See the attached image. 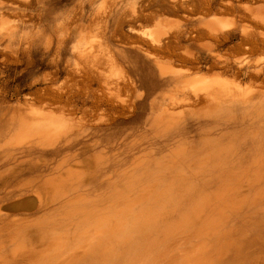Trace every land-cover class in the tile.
<instances>
[{
	"label": "bare ground",
	"instance_id": "bare-ground-1",
	"mask_svg": "<svg viewBox=\"0 0 264 264\" xmlns=\"http://www.w3.org/2000/svg\"><path fill=\"white\" fill-rule=\"evenodd\" d=\"M147 4L140 14L132 11L133 21H148L167 9L164 0ZM246 10L252 11L250 7ZM206 21L202 25L212 33L233 25L230 22L217 27ZM129 25V21L115 22L116 29ZM169 29L159 25L143 35L152 44L160 45L161 36L165 37ZM75 49L82 62L93 58L91 50ZM100 54H96L97 60ZM154 64L160 74L169 76L167 81L177 84L165 108L157 100L149 103L153 118L142 131L152 150L134 154L127 167L120 165L116 169L114 164L125 160L115 150H85L82 171L68 167L59 179L50 176L39 188L42 193H37L39 186L35 184L36 197L32 194L33 199L21 198L8 208L25 216L40 209L53 218L47 221L39 217L38 223H28L30 218L15 221L18 224L13 225V232H6L4 239L0 235V264H264V93L258 92L260 96L253 100V96L240 94L242 89L238 88L240 84L234 85L235 79L219 73L212 77L192 73L183 79L180 75L189 73L188 69L180 70L171 63L165 66L159 60ZM109 87L113 88L112 84ZM115 94L97 87L92 92L97 99L94 108L103 103L108 106ZM51 96L60 100L55 93ZM198 103L204 104L195 106ZM141 105L144 107L143 102ZM51 113H20L14 129L25 138L13 144L15 137L11 135L12 145L5 143V147L14 149L27 144L50 148L61 137L68 144L72 142L76 125L63 112L58 116ZM118 146V150L123 146L130 155L133 148L139 149L143 143L127 138ZM157 148L175 149L159 158ZM27 179L26 183L31 181ZM103 187L107 191L95 193ZM26 190L17 191L27 195ZM73 217L76 221L71 226L78 229L85 222L87 230L67 232L65 220ZM32 227L36 229L24 232Z\"/></svg>",
	"mask_w": 264,
	"mask_h": 264
},
{
	"label": "rangeland",
	"instance_id": "rangeland-1",
	"mask_svg": "<svg viewBox=\"0 0 264 264\" xmlns=\"http://www.w3.org/2000/svg\"><path fill=\"white\" fill-rule=\"evenodd\" d=\"M148 1L0 0V30H3L0 31V171H3L0 172V235L3 239L6 238V232L14 231L13 225L18 224L15 221L30 218L27 219L28 223H38L39 217H45L47 221L53 218L52 215L43 214L40 209L26 217L21 211H12L8 207L23 199L36 197L34 190L38 186L39 189L50 176V179L57 180L54 177L59 179L69 168L82 171L85 150L104 153H113L115 150L125 162L114 164V169L120 165L127 167L134 154L150 151L152 147L148 145L149 140L144 138L142 131L148 120L151 122L153 118L149 103L157 100L158 104L163 102V107L166 106L177 84L167 81L169 76L160 74L154 61L159 60L165 66L171 63L180 70L188 69L189 73L180 75L183 79L192 73L206 74L208 77L219 73V76L235 79L233 83L237 86L240 84L241 88H238L242 89L240 94L242 92L243 96H253V100H257V97L263 95L264 0H164L167 9L163 12L148 21H133L132 11L140 14ZM248 7L252 11H247ZM117 20L129 21L130 25L116 29ZM204 21L217 27L230 22L233 25L212 33L202 25ZM159 25L172 29H169L165 37L161 36L162 46L152 44L143 35V32L155 30ZM88 41L91 44L97 43L95 47L94 44L89 46ZM75 47L78 50H91L93 58L89 62H82L76 56ZM10 49H13L12 52ZM95 52L101 53L99 60ZM148 54L152 56L148 58ZM94 61L97 64V61L100 62L97 65ZM91 66H95V69ZM131 79H139L140 82L135 84ZM111 84L114 89L109 87ZM97 87L105 92H116L109 99L108 106L103 103L94 108L97 99L92 92ZM53 93L60 96V100L55 101L51 96ZM140 99H143L141 102L144 107L140 106ZM133 106L136 110H133ZM50 110L54 116L63 112L76 125L71 134L74 138L72 142L68 144L61 137L50 148L27 144L14 149L5 147V143L12 145L13 141L16 144L25 138L14 129L18 127L21 114L29 116L33 113H49ZM11 135H14L15 140H10ZM127 138L138 140L143 146L139 149L132 147L130 155H127L123 146L118 150V144ZM156 150L159 158L171 152L170 149ZM125 156L129 159H125ZM28 177L31 178L29 184L26 183ZM19 189H27V195H20L17 191ZM40 191L37 190V193ZM105 191L107 189L103 187L95 193ZM17 216L21 219L18 220ZM61 216H65V213ZM14 217L17 220H13ZM75 221V217L65 220L67 232L87 230L85 222L78 229L71 226ZM4 227L12 229L5 230ZM35 229L26 228L24 232ZM56 231L61 232L60 229Z\"/></svg>",
	"mask_w": 264,
	"mask_h": 264
}]
</instances>
